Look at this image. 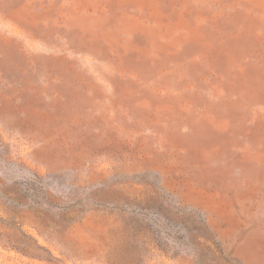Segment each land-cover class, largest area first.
<instances>
[{
	"label": "rangeland",
	"instance_id": "rangeland-1",
	"mask_svg": "<svg viewBox=\"0 0 264 264\" xmlns=\"http://www.w3.org/2000/svg\"><path fill=\"white\" fill-rule=\"evenodd\" d=\"M0 264H264V0H0Z\"/></svg>",
	"mask_w": 264,
	"mask_h": 264
}]
</instances>
